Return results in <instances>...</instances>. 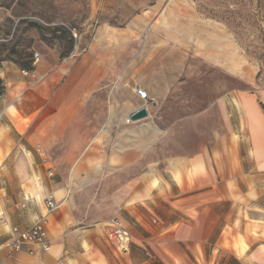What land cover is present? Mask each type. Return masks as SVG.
Segmentation results:
<instances>
[{
	"label": "crops",
	"instance_id": "1",
	"mask_svg": "<svg viewBox=\"0 0 264 264\" xmlns=\"http://www.w3.org/2000/svg\"><path fill=\"white\" fill-rule=\"evenodd\" d=\"M72 58L47 64L40 56L33 70L4 72L0 263L264 264V103L258 94L220 98L222 123L210 143L151 162L145 128L127 125L114 140L113 118L104 127L84 120L97 113V93L70 92L74 77L55 91L57 73ZM74 100L83 107L69 108ZM109 102L113 114L114 94ZM67 114L80 116L71 135ZM50 194L60 204L55 210L46 203ZM38 221L49 251L28 243L10 254L5 243L13 228L27 230ZM116 221L129 233L128 251L108 236Z\"/></svg>",
	"mask_w": 264,
	"mask_h": 264
},
{
	"label": "rangeland",
	"instance_id": "2",
	"mask_svg": "<svg viewBox=\"0 0 264 264\" xmlns=\"http://www.w3.org/2000/svg\"><path fill=\"white\" fill-rule=\"evenodd\" d=\"M37 55L73 57L55 91L74 77L70 92L98 94L86 123L113 118L114 140L145 128L151 162L188 155L221 125L220 98L246 91L264 103V0H0V94L6 69L33 70ZM141 105L149 115L131 120ZM77 118L65 116L66 134Z\"/></svg>",
	"mask_w": 264,
	"mask_h": 264
},
{
	"label": "built area",
	"instance_id": "3",
	"mask_svg": "<svg viewBox=\"0 0 264 264\" xmlns=\"http://www.w3.org/2000/svg\"><path fill=\"white\" fill-rule=\"evenodd\" d=\"M74 35L77 36L76 32L74 31ZM39 58V55L36 57ZM138 94L143 99L148 98V93L142 88L138 89ZM46 203L51 210H55L60 207L59 203H56L55 198L52 194H50L47 199ZM108 236L110 239L117 242L118 247L122 251L129 250L130 244V237L127 230L123 227L122 224L119 222H115L111 225L109 229ZM28 243H39L43 245V249L45 251H49L50 245L46 242V232L44 229V225L41 221L36 222L31 228L27 230L21 231L19 228L14 227L11 233V236L6 241L5 245L11 254L14 251H19L23 248L25 244ZM1 264V263H0Z\"/></svg>",
	"mask_w": 264,
	"mask_h": 264
},
{
	"label": "water",
	"instance_id": "4",
	"mask_svg": "<svg viewBox=\"0 0 264 264\" xmlns=\"http://www.w3.org/2000/svg\"><path fill=\"white\" fill-rule=\"evenodd\" d=\"M148 115H149V111H148L147 107L143 106V107L139 108L138 110H136L134 113H132L130 118L132 120H139V119H142L144 117H147Z\"/></svg>",
	"mask_w": 264,
	"mask_h": 264
},
{
	"label": "trees",
	"instance_id": "5",
	"mask_svg": "<svg viewBox=\"0 0 264 264\" xmlns=\"http://www.w3.org/2000/svg\"><path fill=\"white\" fill-rule=\"evenodd\" d=\"M263 108H264V104H263Z\"/></svg>",
	"mask_w": 264,
	"mask_h": 264
}]
</instances>
